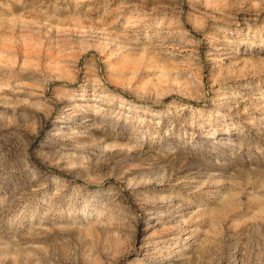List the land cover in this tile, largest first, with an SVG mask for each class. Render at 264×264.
I'll return each mask as SVG.
<instances>
[{
	"label": "rangeland",
	"instance_id": "obj_1",
	"mask_svg": "<svg viewBox=\"0 0 264 264\" xmlns=\"http://www.w3.org/2000/svg\"><path fill=\"white\" fill-rule=\"evenodd\" d=\"M261 237L264 0H0V264H264Z\"/></svg>",
	"mask_w": 264,
	"mask_h": 264
},
{
	"label": "clouds",
	"instance_id": "obj_2",
	"mask_svg": "<svg viewBox=\"0 0 264 264\" xmlns=\"http://www.w3.org/2000/svg\"><path fill=\"white\" fill-rule=\"evenodd\" d=\"M217 236L218 237H221L222 241H227V236L224 235V231L223 229H220L218 232H217ZM262 240H264V237H261ZM223 246V244H221V247ZM261 247H264V246H261ZM264 254V253H262Z\"/></svg>",
	"mask_w": 264,
	"mask_h": 264
}]
</instances>
